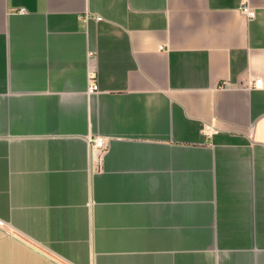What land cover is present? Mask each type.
I'll return each instance as SVG.
<instances>
[{
    "label": "crops",
    "instance_id": "1",
    "mask_svg": "<svg viewBox=\"0 0 264 264\" xmlns=\"http://www.w3.org/2000/svg\"><path fill=\"white\" fill-rule=\"evenodd\" d=\"M0 264H264V0H0Z\"/></svg>",
    "mask_w": 264,
    "mask_h": 264
},
{
    "label": "built area",
    "instance_id": "2",
    "mask_svg": "<svg viewBox=\"0 0 264 264\" xmlns=\"http://www.w3.org/2000/svg\"><path fill=\"white\" fill-rule=\"evenodd\" d=\"M243 12L248 19L254 18V12L252 10H250L248 8H244ZM20 13H23V11H21ZM260 85H261V82L259 80H256L254 82L255 88H259ZM97 90H98L97 85L95 83L91 82V84L89 85V88H88L89 93L96 92ZM205 133L207 135L210 134L208 129L205 130ZM90 147H91V149H90L91 164L96 166L98 164V162L100 161V159L102 158L103 154L106 152L107 144H106L105 140H103V139H95L91 142Z\"/></svg>",
    "mask_w": 264,
    "mask_h": 264
}]
</instances>
